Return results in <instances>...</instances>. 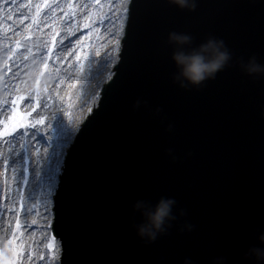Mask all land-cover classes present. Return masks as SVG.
<instances>
[{
	"label": "water",
	"instance_id": "water-1",
	"mask_svg": "<svg viewBox=\"0 0 264 264\" xmlns=\"http://www.w3.org/2000/svg\"><path fill=\"white\" fill-rule=\"evenodd\" d=\"M8 1L66 84L78 78L74 94L87 109L97 103L90 112L130 154L213 216L256 237L264 231V78L238 64L253 54L264 63V0H196L194 10L169 0ZM93 12L99 15L85 29ZM89 31L95 35L78 75L76 53H68ZM173 31L190 34L193 46L222 39L232 62L199 88H181L167 43Z\"/></svg>",
	"mask_w": 264,
	"mask_h": 264
},
{
	"label": "clouds",
	"instance_id": "clouds-1",
	"mask_svg": "<svg viewBox=\"0 0 264 264\" xmlns=\"http://www.w3.org/2000/svg\"><path fill=\"white\" fill-rule=\"evenodd\" d=\"M131 0H127L130 3ZM169 3L180 8L194 10L196 0H169ZM167 43L173 46L172 61L176 66V73L173 76L174 82L181 88H199L204 82L214 79L216 74L233 60V54L226 47L222 39L209 36L204 42L193 46V37L188 33L169 32ZM240 70L253 78H264V63L257 59L256 55L248 57L247 61L241 58L238 61ZM140 101H137L139 106ZM159 111V110H157ZM55 119V115L52 117ZM171 130V125L168 126ZM171 154V149H169ZM174 197H160L151 205L144 200H137L132 205L133 218L138 213L141 217L139 223H133L136 235L146 243H154L161 235L166 234L177 220L173 209L176 206ZM180 215L184 216L183 209ZM194 225L185 222L180 226L179 231L191 232ZM258 244L249 247L245 252V259L250 264H264V231L256 237ZM184 264H194L191 258L186 257ZM211 264H227L224 256L213 257Z\"/></svg>",
	"mask_w": 264,
	"mask_h": 264
},
{
	"label": "snow or ice",
	"instance_id": "snow-or-ice-1",
	"mask_svg": "<svg viewBox=\"0 0 264 264\" xmlns=\"http://www.w3.org/2000/svg\"><path fill=\"white\" fill-rule=\"evenodd\" d=\"M125 3H127V0H125ZM123 11L125 13H127L128 8L125 7L123 8ZM39 12H40V6L38 5L36 8V12L35 15L32 17L33 23H37L38 22V17H39ZM66 16L68 17H72L75 15V8L72 5L68 6V11L65 13ZM99 15V13L93 12L90 16L85 18L83 27L85 29H89L92 26V21H93V17ZM11 19V17H10ZM21 19H26V17H21ZM55 27V25H54ZM78 27V26H76ZM69 34L72 33L73 29L70 28L68 29ZM57 33L54 31L53 33V37H52V43H53V47L55 46V35ZM95 35V33L93 31H89L86 35H81L79 39L75 40L74 46L69 49V55H71L73 52L76 53L75 55V61L74 64L77 66V74L79 75L80 73L83 72L84 70V60L87 58V49L91 46L90 42L93 39V36ZM99 54V52H97V55ZM49 58H51V49H49ZM47 62L44 63V68L45 70H47ZM67 79V78H66ZM65 81L62 80L61 83H64ZM79 83L78 78L71 80L68 82V89L67 92L65 93V95L67 96L68 100H69V104L68 107L70 108L72 106L71 104V99H72V93L73 90L75 89V87L77 86V84ZM46 93L47 92V86L44 89H41L39 87V80L36 81V89H35V104L33 106V111H35L36 107H39V101H40V97L41 94ZM57 95L59 96V93H57ZM24 97L23 96H18L16 98V100L13 102V115L12 117L6 121L4 123V127L3 130L0 131V136H7L9 134H11L12 132H15L16 129L18 128H27V127H32V128H37V132L34 133L32 135V140H36L37 135H39L40 130L37 126L38 125H44L45 124V120L47 119L46 116H39L38 118H36L35 120H29V116H31V113H23L20 112L18 109V103L19 101L23 100ZM45 107H49L48 104L45 105ZM88 111H91V108L88 109ZM64 115L66 117H70V112L65 111ZM25 136L28 135L27 131H25L24 133ZM49 142L51 141V137L48 138ZM37 144H39V142L37 141ZM23 146V145H22ZM40 152H41V148L39 146H37L35 148V154L37 156V164H39V157H40ZM45 158H47V154H48V149L44 148L43 149ZM8 160L5 159L4 160V167H5V171H7L8 168ZM58 170V169H57ZM16 172V169L13 168V173ZM27 172H28V168L25 165L24 167V173L25 176L23 177V182L25 184H27ZM37 177H39V171L36 172ZM5 183H7V181H5ZM54 178H50L49 181V194H51L52 189L54 188ZM24 200L25 197L23 195V192H20V196H19V201H20V205H19V209H17V215L15 217V231L12 234V239L8 240L6 242V244L4 245L3 248H0V264H20L21 258L24 254L25 251V246H24V241L21 240L20 243H17V240L20 239V237H23V232L21 231V221H20V216H19V211L22 210L24 208ZM46 203H48L46 201ZM36 205H33L32 208H35ZM32 208H29V211H32ZM51 214L49 213L48 216L44 217V219L47 221V223L44 225L45 229H50L51 228V218H50ZM36 219L33 218L31 223L32 224H36ZM44 235L47 237V243H46V247L48 249H53L54 247H56V237L51 236L50 233L45 232ZM32 237L34 238V234H32ZM35 254V253H32ZM55 256V254H53V257ZM31 258V257H29ZM41 259H43V255L40 256Z\"/></svg>",
	"mask_w": 264,
	"mask_h": 264
}]
</instances>
